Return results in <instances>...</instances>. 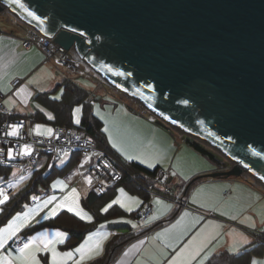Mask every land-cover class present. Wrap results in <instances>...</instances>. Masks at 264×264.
Returning <instances> with one entry per match:
<instances>
[{"label":"water","instance_id":"95a60500","mask_svg":"<svg viewBox=\"0 0 264 264\" xmlns=\"http://www.w3.org/2000/svg\"><path fill=\"white\" fill-rule=\"evenodd\" d=\"M21 3L0 0V12L73 47L108 83L231 162L195 178L264 175V0Z\"/></svg>","mask_w":264,"mask_h":264},{"label":"crops","instance_id":"0c3cea01","mask_svg":"<svg viewBox=\"0 0 264 264\" xmlns=\"http://www.w3.org/2000/svg\"><path fill=\"white\" fill-rule=\"evenodd\" d=\"M12 17H14L12 18L13 21L15 19V21L17 20L20 23V21L15 16ZM10 26L13 25L10 24ZM20 26L26 33V26H23L21 23ZM25 33L23 34V36L25 35ZM0 40L14 41V38L4 35V36H0ZM17 41L19 44V40ZM23 47L24 46L22 45V40H21V48L19 45V49L22 50ZM25 51L28 54V58L30 60H34L35 58L40 57L43 54L46 55V52L39 46H34L31 49L26 48ZM65 79L74 80L73 78L65 77V78H61L60 83ZM58 84L59 83H57L56 86ZM55 87L43 91H50L53 90ZM34 92L35 93L33 95V98L36 95V93L41 91H34ZM55 96L58 97L60 96V94ZM34 100L37 101L35 98ZM38 104L40 105L39 107H36L35 109L30 111L26 109L18 110L17 109L18 104H16L17 106L13 104L12 105L13 108L11 110L13 111V113H31L36 111L37 109H40L45 111L49 116L52 115V113L46 107H44L40 102H38ZM138 108H140V106ZM133 109L132 111L136 112V110ZM140 115L142 114H139V116ZM147 118L149 120L144 119V121L147 122L151 121L150 123H154L157 121V120L155 121L154 116H151V118L149 117ZM36 123L37 122L35 123L31 122V124L34 127ZM155 126H157V124H155ZM105 127H106V123L104 122V128ZM105 133L106 136H108L107 138L110 144L112 146L113 143L117 145V147L114 148L118 152V154L122 158L126 159L125 152L121 151L122 146L120 144L119 138L114 139V137L111 136L112 139L110 140L109 132H105ZM95 159H96L95 154L83 155L78 152L77 154L76 153L67 154L59 160V161L64 160L62 166L60 167L56 166L58 161L54 164L55 167L53 165L52 166L47 165L48 167L47 170L44 172V174H47L52 167H54L53 171L56 170L62 173L61 177H66L67 182L69 181L71 183L70 187L63 186L62 188L63 194L67 195L71 189L75 188L77 190V193L79 194L77 203L83 205L82 198L92 190V180H91V184H89L85 178L90 177L89 172ZM133 160L140 162L146 167H149V165L144 163V161L142 160L139 159H133ZM45 163L47 162H45L44 160L39 167L43 166ZM158 165L164 167L160 163H156L154 164V166L149 168H155ZM229 167H230L229 164L202 166L195 170H191L190 172L192 173L189 172L186 175L178 174L176 171H174L176 175H174L172 181L177 182L176 186L171 185V187H169V190H166L163 187V185L158 188L153 186V189L158 193L155 195H148L147 198L143 197L140 193H136L132 191L127 186H121L118 188L117 195L114 199L120 197L122 202L132 207L133 210L127 211L125 207H121L120 204H117L126 212L125 214L121 216L111 217L101 221L94 229H92L86 234L83 240H81L77 245L73 247H62L61 245L62 243L57 244L56 245L57 251L66 252V251L74 250L81 243H84L86 240H88L90 234H92L93 236H98L99 234L102 233H108L109 234L108 239L103 242L102 254L95 257V259L104 255L106 251V247L109 243L116 245H119L121 243V245H119L118 247L116 246L117 250L115 251L114 255L111 257L110 261L106 264H137V260L143 261L144 264H156V259H159L161 261V264H163L164 261L174 256L175 253L180 250V248H182L185 244H187L188 241L191 240L194 236H196L198 232H201L202 229L204 230L203 235L218 234L217 239L213 241V243L217 245L216 254H219L223 251H227V249L232 246L239 247V251L236 252L235 254H239L247 248H252L253 246L256 245V243H259L258 236L262 231H264V187H262L260 184L261 180L259 178H256L249 172H244L246 176H242V174L226 176V177L204 176V177H200L196 182L189 185L190 181L198 175L212 171H217V170H225L228 169ZM32 175L33 174H31L29 178H31ZM251 177H253L256 181L254 180L251 181L252 180ZM67 182H65L64 184H66ZM24 186L25 185H23L22 187ZM121 189H123L124 192H121L120 191ZM197 189H200L199 193H197ZM40 194L43 193L41 192ZM194 194L196 196L195 201L193 199ZM33 196L35 195L32 194L31 197ZM131 197H135L140 202L138 206L135 202L129 199ZM147 199H150L154 204V211L151 216L153 215L156 216V219L151 220L150 222L148 221V223L146 224H142L139 221V210ZM157 199L163 201V203L157 204L156 203ZM41 201L42 199H39L36 202L39 203ZM169 205L170 207H167ZM64 209L67 208H63L59 212H61ZM185 212H187L188 215L185 216L184 220L181 222L180 225L177 226L176 229H173L168 234L167 241H165L162 238L153 239L156 233L161 232L163 229L169 228L171 225L175 224L176 221L179 220L180 217ZM91 216L93 220L94 216L92 213ZM201 217L202 219H199ZM233 217H235V219H233ZM34 223L36 222L32 221L30 222V225ZM253 223L255 224V227L252 226ZM24 228H21V230L18 233L22 232ZM57 230L67 233V236L64 238V242H65L68 239L69 232L66 229L60 227H52V226L41 227L33 231L32 235H35L37 232H44V231H47L50 234H55ZM125 232H129V233L126 234ZM245 237L247 238L248 243L243 244L242 240ZM140 241H143V243L142 244L139 243ZM10 242L11 240L8 242V244H10ZM132 245H136V248L132 249ZM168 245H174V247ZM129 249L132 250L129 251ZM126 251H128L127 256L124 255ZM165 252L167 253L166 256L164 255ZM74 255L75 258H78V254H74ZM39 257H41L40 259L42 261V264H44V258L47 260L48 264H50V260H51L50 253H40ZM153 257H155L156 259H153ZM261 257H263V253L256 252L253 254L251 261L256 260L260 262V264H264V257L263 258ZM95 259L86 260L83 262V264H96L94 263ZM67 264H72V260H68ZM192 264H196V262L193 261Z\"/></svg>","mask_w":264,"mask_h":264},{"label":"rangeland","instance_id":"374dc122","mask_svg":"<svg viewBox=\"0 0 264 264\" xmlns=\"http://www.w3.org/2000/svg\"><path fill=\"white\" fill-rule=\"evenodd\" d=\"M12 16L14 15L9 10L5 9L0 12V36L5 35L14 38V41L0 40V91L6 94L5 104L9 109L13 108V104H18V110H33L37 106H40L33 98L34 91H43L55 87L57 83H60L61 78H73L77 83L91 92L94 112L106 123V127L109 129V135L114 137V139L119 138L122 149L127 155H132L134 157L139 156V160H147L148 162L144 163L148 165L149 163L153 165L160 163L164 168L171 169L173 172L176 171L178 174L184 175L202 166H215L217 164L231 165L230 160L219 150L162 120L142 103L108 83L83 61L79 63L78 69H74L71 66L60 63L56 57H49L48 54H43L34 60H30L25 51L26 48H22L24 51L19 49V45L21 48V40L25 32L17 20L15 21L14 19L13 21L12 18L14 17ZM10 24L13 26H10ZM17 40H19V44ZM17 77H20L23 82L18 87H14L13 81ZM22 87L26 89L27 103H24L22 97L17 95V89ZM61 90L62 89L56 92V95H59ZM139 106L140 108H138ZM77 107H80L81 111L76 113L75 117L80 120L82 105L80 103L75 104L73 110ZM133 108L136 112L132 111ZM139 114H142L140 115L142 117H140ZM146 116L149 118L154 116L155 121H157L154 123H150L151 121H144V119L149 120ZM155 124H157V126H155ZM36 125L44 126L39 130L40 133L45 132L47 128L53 130L54 126V124L50 122H37L35 128ZM191 142H198L212 153L214 158L201 153ZM152 157H154V159ZM44 160L48 163L49 157L45 156L42 162ZM63 161L64 160L58 161L56 166H62ZM61 176L62 173L55 170L48 186L40 182L38 191L33 190L32 193L36 195L42 192L43 194L40 197L42 201L37 203L36 201H32V197L30 201H24L23 209L16 210L7 221L0 226V229L5 228L8 222L12 220L17 213L23 214L31 212L38 207H41L42 211H40L38 215H35L32 221L43 220V216L53 204L63 197L68 196L72 190L70 188L71 190L67 195L63 194V186L66 185L70 187L71 183L69 181L67 182L66 177ZM242 176H246L244 172ZM21 177H23V179H21ZM251 178V181H256L253 177ZM60 181H62L63 184L58 183L57 187H52L54 183ZM30 182L31 179L29 176L21 175L18 167L10 168L7 176L0 175V183H5L8 187L15 185L12 192H17L23 185ZM65 182L67 183L64 184ZM260 182L261 186L264 187V181L261 180ZM176 183L177 182L172 181L167 185L169 187H171V185L176 186ZM162 185L163 184L158 182L155 178L152 186L158 188ZM53 196L56 197V201H53V204H49L46 208H43L44 201ZM71 199L72 198L69 197V202ZM78 204L79 208L77 210L82 209L84 213L91 216V212L87 208L80 203ZM72 206L75 207V205ZM32 234L33 232L30 233V236H32ZM6 248L9 250L15 249L10 244L6 245ZM0 253L7 255L3 249H0Z\"/></svg>","mask_w":264,"mask_h":264},{"label":"trees","instance_id":"16d2710c","mask_svg":"<svg viewBox=\"0 0 264 264\" xmlns=\"http://www.w3.org/2000/svg\"><path fill=\"white\" fill-rule=\"evenodd\" d=\"M60 89V96H55ZM34 98L46 107L52 115L49 116L45 111L37 109L31 113H11L1 114V121L5 119L25 118L30 122H50L54 125L60 124L65 126H75L84 130L87 134L94 136L96 144L114 155L123 165L124 170L122 178L114 183L106 186L103 194L98 195L91 190L86 196L82 198V204L91 211L94 218L91 221L82 219L76 216L74 212H69L67 209L59 212L55 217L42 220L39 223H34L23 229L21 233L29 234L41 227L52 226L66 229L69 232L68 239L62 243V247H73L84 239L86 234L94 229L101 221L121 216L126 212L117 204L113 205L107 212H102L101 209L109 204L117 195V190L121 186H127L132 191L140 193L143 197L147 198L149 195L144 186H152L154 184L160 165L155 168H149L135 160H127L122 158L115 148L110 144L106 133L103 131V120L96 115L92 105V94L84 86L77 83L72 79H65L59 83L53 90L41 91L36 93ZM82 105V113L80 123L76 124L73 121V108L75 104ZM194 147L201 153L214 158L206 148L201 146L198 142H191ZM48 163L34 170L31 176V182L20 188L17 192H12L8 201L1 205L0 212V226L7 221V219L19 209H23L24 201H30L32 191H38L40 182L48 186L53 169L44 174L47 170ZM10 171V167L0 164V175H6ZM200 178V177H199ZM199 178L192 179L189 183L193 184ZM126 234L129 232H125ZM132 235V234H130ZM259 243H256L252 248H247L239 254L223 251L216 254L211 264H250L251 258L254 253H264V231L259 236ZM257 241V240H256ZM121 245V243L119 244ZM119 245L109 243L106 247L104 255L94 260L96 264H106L110 261ZM117 246V247H116ZM44 264H48L44 258Z\"/></svg>","mask_w":264,"mask_h":264},{"label":"built area","instance_id":"2783aa9c","mask_svg":"<svg viewBox=\"0 0 264 264\" xmlns=\"http://www.w3.org/2000/svg\"><path fill=\"white\" fill-rule=\"evenodd\" d=\"M18 19V18H17ZM19 20V19H18ZM26 26V33L22 37V45L31 49L34 46L41 47L49 57L54 56L64 65L71 66L74 69L79 68L82 60L81 56L72 48H66L62 44L56 42L53 37L41 32L40 30L22 22ZM22 82L21 78H16L13 82L17 87ZM6 94L0 91V164L7 167H18L20 173L30 176L34 173L42 163V159L49 157L48 166L54 165L62 157L67 154L81 153L83 155L95 154L96 159L90 169L89 176L92 178V190L98 195L103 194L108 184L114 183L122 178L124 170L121 162L110 152L99 147L93 135L87 134L84 130L75 126L54 125L52 135H41L35 127L26 119H5L1 121V114H11L13 111L5 104ZM19 124V135L10 136L7 133L11 130L10 125ZM29 144L32 146L30 155L18 154L21 152L22 146ZM9 148L13 149V157L9 159L7 152ZM173 171L161 167L156 175V180L161 182L166 190H169L171 181L174 178ZM8 195L12 193L13 187H8L5 183H0ZM149 195H155L158 192L153 186H144ZM42 194L35 195L40 199ZM154 211V204L147 199L139 210V221L146 224ZM29 234L18 233L14 237L10 245L13 248L19 247Z\"/></svg>","mask_w":264,"mask_h":264},{"label":"snow or ice","instance_id":"6c2138e0","mask_svg":"<svg viewBox=\"0 0 264 264\" xmlns=\"http://www.w3.org/2000/svg\"><path fill=\"white\" fill-rule=\"evenodd\" d=\"M13 4H19L20 7H24V5L21 3V0H11ZM25 11L27 12L28 16L32 17L33 19H36L43 23V20L40 16L36 14L35 11H30L27 8H25ZM75 31V29H73ZM17 95H20L23 99L24 103H27L26 99V89L25 88H19L17 89ZM58 98V97H57ZM7 103V102H6ZM187 103V101H185ZM39 107V106H37ZM81 111L80 107H77L73 110V117L74 122L76 124L80 123V120L75 117L76 113H79ZM175 123V121H174ZM21 125L19 124H13L10 125V131L7 133V135L10 136H16L19 135V128ZM44 127L42 125H36V130L39 134L44 135H52L53 130L50 128L45 129V132L40 133L39 130ZM104 132H109V129L105 127L103 129ZM109 139L111 140V135L109 136ZM113 147H117L115 143H113ZM123 151V149H121ZM32 153V146L29 144H24L22 146L21 152L18 154L22 155H30ZM259 155V153H256ZM67 155V153H65ZM7 156L9 159L14 158L13 157V149L9 148L7 152ZM127 160H133V159H139L140 157H134L132 155H127L125 153ZM154 159V157H152ZM144 162H148L145 160ZM154 166L153 164L149 163V167ZM247 167V165H246ZM173 175H176V173H173ZM186 178V177H185ZM23 179V177H21ZM86 181L91 184V177H86ZM261 180H264V175L260 176ZM63 184L62 181L54 183L52 185L53 188L57 187V184ZM66 187V185H64ZM11 187H15V185H11ZM123 192V189L120 190ZM200 192V189H197V193ZM69 197H71V201L69 202ZM79 194L77 193V190L73 188L68 196L63 197L61 200L56 201V197H50L48 200L44 201L43 208H46L49 204H53V201H56V203L53 204V206L48 210V212L43 216V219L47 220L49 217H54L57 215V213L62 208H67L69 212H74L76 216L81 217L82 219H87L89 221L92 220V217L88 215L87 213H84L82 209L77 210L79 208V205L77 203ZM9 199L8 194L3 188H0V205L5 204ZM33 199H38L37 197H33ZM133 202L139 205V201L135 197L129 198ZM193 199L195 201L196 196L194 194ZM157 204H162L163 201L156 200ZM115 204H120L121 207H125L127 211H132V207L124 204L120 197H117L116 199L112 200L109 204H107L104 208L101 209L102 212H107L109 208H111ZM72 205H75L73 207ZM167 207H170L167 206ZM3 209H0L2 211ZM42 211L41 207H38L37 209H33L31 212L27 213H17L15 217L12 218L8 222V225L0 229V249H3L7 255L0 253V264H42L41 259L39 258L40 253H50L51 254V260L50 264H67L68 260H72V264H83L86 260H92L95 259V257L102 254L103 251V242L108 239V233H102L98 236H93L92 234L89 235L88 240H86L84 243H81L78 247H76L74 250L66 251V252H58L56 245L61 244L64 242V238L67 236V233L57 230L55 234H50L47 231L44 232H37L35 235L29 236L26 238V240L16 249L9 250L6 248V245H8V242L12 240L14 237H17V233L20 231L21 228H24L26 226H30V222L34 219L35 215H38L39 212ZM188 213L185 212L179 220L176 221L175 224L171 225L169 228L163 229L161 232H158L155 234V238H162L165 241L168 239V234L173 230L176 229L178 225L181 224V222L184 220L185 216H187ZM156 219V216L149 217V222L151 220ZM199 219H202L199 218ZM235 219V217H233ZM36 223H39L38 220L35 221ZM198 222V221H197ZM255 227V224L252 225ZM135 227V225H134ZM204 230L202 229L201 232H198L196 236H194L191 240L188 241L187 244H185L182 248H180L179 251L175 253L174 256L167 259L163 262V264H192L193 261L196 262V264H211L212 258L216 255V248L217 245L213 243L217 239V235L207 234L203 235ZM139 243H143V241H140ZM243 244L248 243L247 238H243L242 240ZM171 247H174V245H168ZM136 245H132V249H135ZM132 249H129L131 251ZM227 251L236 253L239 251L238 246H232L227 249ZM74 254H78V258H75ZM125 256L128 255V251L124 253ZM164 255L166 256L167 253L165 252ZM153 259H156L153 257ZM137 264H144L143 261L137 260ZM156 264H161V261L159 259H156ZM251 264H260V262L256 260H252Z\"/></svg>","mask_w":264,"mask_h":264}]
</instances>
